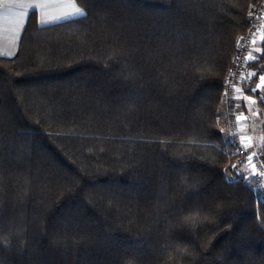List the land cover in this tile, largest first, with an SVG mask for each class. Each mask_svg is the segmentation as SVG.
Segmentation results:
<instances>
[{"label": "trees", "instance_id": "trees-1", "mask_svg": "<svg viewBox=\"0 0 264 264\" xmlns=\"http://www.w3.org/2000/svg\"><path fill=\"white\" fill-rule=\"evenodd\" d=\"M76 2L0 56V264H264L218 121L261 0Z\"/></svg>", "mask_w": 264, "mask_h": 264}, {"label": "built area", "instance_id": "built-area-1", "mask_svg": "<svg viewBox=\"0 0 264 264\" xmlns=\"http://www.w3.org/2000/svg\"><path fill=\"white\" fill-rule=\"evenodd\" d=\"M248 27L237 39L232 61L223 85L222 102L228 118L226 133L234 146V158L227 165L228 173L242 169L254 180L257 203L264 201V158L257 147L252 128L244 126V114L238 97L253 61L256 43L264 31V1L248 13ZM249 157L251 159L249 160ZM235 166V167H233Z\"/></svg>", "mask_w": 264, "mask_h": 264}, {"label": "crops", "instance_id": "crops-1", "mask_svg": "<svg viewBox=\"0 0 264 264\" xmlns=\"http://www.w3.org/2000/svg\"><path fill=\"white\" fill-rule=\"evenodd\" d=\"M69 4L70 0H0V56L12 58L18 53L31 12L37 13V22L39 26H48L81 17L77 15H66V13L71 12ZM77 6L82 8L78 3ZM257 43L258 47H256V51L259 57L264 53V31L261 39ZM252 73H254V69L249 66L246 78L249 82L248 84H246V82L244 83L242 93L238 98L241 109L246 113L243 123L244 126L248 128H253L254 124H252L247 102L249 105L256 103L254 100L256 96L250 93L252 90L254 92L256 88L251 86H257V88L260 89V94L264 96V73L260 74L258 80L255 79L256 81L250 79ZM247 85L251 86L248 87ZM257 98L259 100V97ZM223 108L222 103V114L220 112L218 121L221 130L225 132L227 117ZM259 113H263L262 109L258 110V114Z\"/></svg>", "mask_w": 264, "mask_h": 264}, {"label": "rangeland", "instance_id": "rangeland-1", "mask_svg": "<svg viewBox=\"0 0 264 264\" xmlns=\"http://www.w3.org/2000/svg\"><path fill=\"white\" fill-rule=\"evenodd\" d=\"M263 1L264 0H261L260 4ZM254 7H252V8H254ZM239 36H238V38H239ZM256 47H258V43H256V45H255L254 52H253V61L250 64L251 68L254 69V73H252V75H250V79H253L254 81L258 80L259 75L264 73V53L262 54V56L258 57L257 51H256ZM246 78H247V75L245 77V82H246V84H248L249 81H247ZM247 86L250 87L251 85H247ZM251 87L256 88V89H254V92H258L259 94L261 93L260 89L257 88V86L253 85ZM251 92H253V90ZM241 93H242V91L240 92V94ZM240 94H239V96H240ZM222 96H223V94H222ZM254 100L256 101L255 104L249 105L248 102H247V105H248V110H249V112L251 114L252 124H254L253 128H252L253 132H254V138H255V141L257 143V147L260 150V152L262 153L263 158H264V110L262 109L261 105L258 104L259 103L258 98L256 97V98H254ZM222 103L223 102H221V104ZM223 107H224V104H223ZM223 109L225 110V108H223ZM261 109H262L263 113H261V114L259 113L258 114V110H261ZM220 112L222 114V109H221ZM225 114H226V111H225ZM243 114L246 115V113L244 111H243ZM226 117H227V114H226ZM261 120H263V121H261ZM227 124H228V118H227ZM223 129H224V127H223ZM226 129H227V127H226ZM225 134H226L227 139L229 140V138L227 136V133H226V130H225ZM226 171H227V173H225V176H226V178L228 180H234V179H237V178L243 179V180H245V182H247L249 184V186L252 189L254 188V180H253V178L251 176H249V174H247V171L245 169H242L241 171H239L238 173H235V174L234 173L233 174L232 173L229 174L228 170H227V167H226Z\"/></svg>", "mask_w": 264, "mask_h": 264}, {"label": "snow or ice", "instance_id": "snow-or-ice-1", "mask_svg": "<svg viewBox=\"0 0 264 264\" xmlns=\"http://www.w3.org/2000/svg\"><path fill=\"white\" fill-rule=\"evenodd\" d=\"M69 6L71 7V12L66 13V15L86 16V12L77 6L76 0H70ZM250 159L251 157H249V160Z\"/></svg>", "mask_w": 264, "mask_h": 264}, {"label": "water", "instance_id": "water-1", "mask_svg": "<svg viewBox=\"0 0 264 264\" xmlns=\"http://www.w3.org/2000/svg\"><path fill=\"white\" fill-rule=\"evenodd\" d=\"M259 98L264 102V96L262 94H260Z\"/></svg>", "mask_w": 264, "mask_h": 264}]
</instances>
